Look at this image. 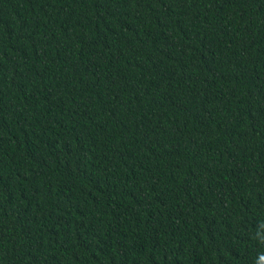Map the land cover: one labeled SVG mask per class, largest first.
I'll use <instances>...</instances> for the list:
<instances>
[{
  "label": "trees",
  "instance_id": "16d2710c",
  "mask_svg": "<svg viewBox=\"0 0 264 264\" xmlns=\"http://www.w3.org/2000/svg\"><path fill=\"white\" fill-rule=\"evenodd\" d=\"M0 264H264V0H0Z\"/></svg>",
  "mask_w": 264,
  "mask_h": 264
}]
</instances>
